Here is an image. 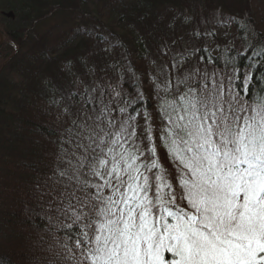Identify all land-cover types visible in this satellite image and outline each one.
Segmentation results:
<instances>
[{
    "label": "snow or ice",
    "instance_id": "1",
    "mask_svg": "<svg viewBox=\"0 0 264 264\" xmlns=\"http://www.w3.org/2000/svg\"><path fill=\"white\" fill-rule=\"evenodd\" d=\"M216 15L247 64L201 54L181 73V54L171 78L150 77L151 96L79 93L41 193L48 264H264V33Z\"/></svg>",
    "mask_w": 264,
    "mask_h": 264
},
{
    "label": "trees",
    "instance_id": "2",
    "mask_svg": "<svg viewBox=\"0 0 264 264\" xmlns=\"http://www.w3.org/2000/svg\"><path fill=\"white\" fill-rule=\"evenodd\" d=\"M208 2L102 0V8L90 12L84 0H14V8L9 7V0H0V24L11 41L4 55L14 54L0 70V95L8 96L0 100V264H48L51 258L46 249L52 237L45 231L46 220L41 219L50 197L41 198V193L52 186L49 177L58 164V136L75 118L79 109L75 101L81 99L79 93L85 85H100L108 95L112 87H117L125 98L135 95L137 85H141L145 94L151 96L152 85L147 76H157L161 82L171 78L175 75L171 68L173 57H188L181 73L193 68L201 54L207 55L205 45L191 41L183 47V41L205 29L207 19L203 13ZM216 2L225 5L222 0ZM75 4L90 14L93 23L84 21L81 26H73L67 20L60 28V23L45 22L49 14L57 20L59 12H70L79 6ZM195 11L203 19L195 20ZM156 12L169 18L162 19ZM35 23L38 24L33 27ZM178 25L184 33L177 32ZM214 26L222 27L216 21ZM216 31L217 28L211 31V39ZM30 43L38 49L25 50ZM224 48L222 53L219 49L208 52L216 58L214 63L219 68H224L225 57L235 56L237 65L248 63L246 56L229 48V43ZM195 49L200 51L193 56ZM209 66L212 69L213 65ZM262 73L264 69L255 74ZM34 76H39L38 84L30 80ZM63 78L68 80L64 87ZM55 83L57 90L48 93ZM71 93H77L72 100ZM65 105L71 109V117L64 113ZM141 106L140 101L133 105Z\"/></svg>",
    "mask_w": 264,
    "mask_h": 264
},
{
    "label": "rangeland",
    "instance_id": "3",
    "mask_svg": "<svg viewBox=\"0 0 264 264\" xmlns=\"http://www.w3.org/2000/svg\"><path fill=\"white\" fill-rule=\"evenodd\" d=\"M102 0H84V4H86V8L93 11L94 7L102 8L100 7ZM225 2L224 6H221L216 2V0H209L208 2V8L203 13L205 18L207 19V25H205V29L203 27L202 33L200 35H196V33H199V30L194 33L192 38H186L185 41H183V47H187L188 44L196 43V45H201L202 43L205 45L204 49H207V55L208 52L215 53V50L225 51L226 43H229V48H235L238 51L242 49V41L238 38L240 34L237 32V28L235 25H224L220 28L219 26H214V22H217V11H219L220 20H225L223 17L225 16H235L237 18L243 17L245 22H250L251 25L255 26V29L258 32L264 33V0H222ZM79 5V4H75ZM82 6L79 5L78 7L72 8L70 12L67 11H61L59 12V17L57 20H54L53 23L57 25V23H60V28L62 27V23L69 20L68 22L70 25L73 26H81V22L84 23V21L92 22L90 14L84 9L81 10ZM98 10V9H97ZM157 9L156 11H158ZM55 13V12H53ZM82 14V15H81ZM56 15V13H55ZM156 15H158L162 19H168L169 16L163 14L162 12H156ZM50 23V22H49ZM0 24V34L2 42L0 43V56L3 58L0 59V70L2 69V65L9 61L14 54H11L10 56L6 57L4 54H6V46L11 42L10 37L6 31L5 28L1 27ZM83 26V25H82ZM215 28H217L216 36L214 39H211V36L208 35V33H211ZM219 29L221 31H219ZM197 30V27H194V32ZM15 31V30H14ZM228 31L229 36H226V33ZM231 31V32H230ZM74 35H77V32L73 33ZM72 34V35H73ZM105 37L106 34H103ZM58 41L57 39H55ZM188 40V41H187ZM59 42V41H58ZM237 48H236V46ZM14 49H16V46H14ZM29 49L30 51L37 50L38 46H35V43H30L25 47V50ZM207 55L205 56L207 58ZM197 66V64H194L193 67ZM199 66L204 69L205 65L203 63H199ZM209 70L211 69V66L208 65ZM147 78L150 79L149 76Z\"/></svg>",
    "mask_w": 264,
    "mask_h": 264
},
{
    "label": "bare ground",
    "instance_id": "4",
    "mask_svg": "<svg viewBox=\"0 0 264 264\" xmlns=\"http://www.w3.org/2000/svg\"><path fill=\"white\" fill-rule=\"evenodd\" d=\"M10 2H12L11 4H10V8H14L15 6H16V3H14V0H9V3ZM88 9V8H87ZM98 9V7H94L93 8V11H96ZM89 10V9H88ZM92 10V9H91ZM91 10H89L90 12H92ZM48 13V12H47ZM46 13V14H47ZM46 14H44V16L46 15ZM192 16H193V18L195 19V20H197V21H200L201 19H203V16L201 15V14H199V13H197V11H195V12H193L192 13ZM55 19L53 18V15H51V14H49L48 16H47V19L45 20V22H50L51 24L53 23V21H54ZM39 23V22H38ZM38 23H35V24H33L32 26L34 27V26H36ZM176 29H177V32H179V33H184V32H182L183 31V27L182 26H180V25H178L177 27H176ZM75 63V60L71 63V65L72 64H74ZM38 66V63L36 64V67ZM61 70V69H60ZM63 70V69H62ZM38 79H39V76H34V77H32L30 80L32 81V83L33 84H38ZM61 83H62V86L64 87V86H67V84H68V80H67V78H63L62 80H61ZM58 87V84H53L51 87H50V90L49 91H47L48 93L49 92H51L52 90H57L56 88ZM8 96H7V94H1L0 95V100L2 101L3 100V98H5V100H6V98H7ZM6 103V102H5ZM4 103V104H5ZM0 105H2V104H0ZM62 130H63V128H62Z\"/></svg>",
    "mask_w": 264,
    "mask_h": 264
},
{
    "label": "water",
    "instance_id": "5",
    "mask_svg": "<svg viewBox=\"0 0 264 264\" xmlns=\"http://www.w3.org/2000/svg\"><path fill=\"white\" fill-rule=\"evenodd\" d=\"M2 42V39H1V34H0V43Z\"/></svg>",
    "mask_w": 264,
    "mask_h": 264
}]
</instances>
